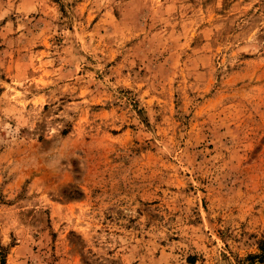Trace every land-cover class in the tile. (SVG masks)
I'll return each mask as SVG.
<instances>
[{
    "label": "rangeland",
    "instance_id": "1",
    "mask_svg": "<svg viewBox=\"0 0 264 264\" xmlns=\"http://www.w3.org/2000/svg\"><path fill=\"white\" fill-rule=\"evenodd\" d=\"M264 0H0V264H259Z\"/></svg>",
    "mask_w": 264,
    "mask_h": 264
},
{
    "label": "trees",
    "instance_id": "2",
    "mask_svg": "<svg viewBox=\"0 0 264 264\" xmlns=\"http://www.w3.org/2000/svg\"><path fill=\"white\" fill-rule=\"evenodd\" d=\"M259 249L261 254L253 256L252 259H254L256 262H259V264H264V241L261 242Z\"/></svg>",
    "mask_w": 264,
    "mask_h": 264
}]
</instances>
